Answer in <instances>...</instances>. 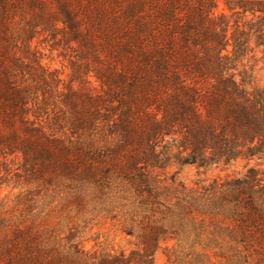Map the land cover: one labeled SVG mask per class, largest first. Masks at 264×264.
I'll use <instances>...</instances> for the list:
<instances>
[{"label": "trees", "instance_id": "obj_1", "mask_svg": "<svg viewBox=\"0 0 264 264\" xmlns=\"http://www.w3.org/2000/svg\"><path fill=\"white\" fill-rule=\"evenodd\" d=\"M259 65L264 0H0V264H264Z\"/></svg>", "mask_w": 264, "mask_h": 264}, {"label": "rangeland", "instance_id": "obj_2", "mask_svg": "<svg viewBox=\"0 0 264 264\" xmlns=\"http://www.w3.org/2000/svg\"><path fill=\"white\" fill-rule=\"evenodd\" d=\"M48 59L47 62L52 64L55 68H60V61L54 58ZM256 77L258 81L264 85V69L262 65H259L256 70ZM247 170V164L244 162H238L234 167H230L227 171L221 172L220 170L211 169H197L195 166H176L169 171V177L173 176L177 183L181 182L183 184L192 186L198 179H207L212 178L217 175L226 176V175H243ZM4 186L0 191L1 196H5L12 188ZM96 232H100L102 237L100 242L105 249L120 251L124 250L129 252L133 247L131 246V239L122 235L116 229H113L109 225L102 226L100 225L99 229H95ZM88 249L95 246V242L91 239L85 245ZM171 247V246H170ZM155 264H167V256L165 250H160L156 254Z\"/></svg>", "mask_w": 264, "mask_h": 264}]
</instances>
